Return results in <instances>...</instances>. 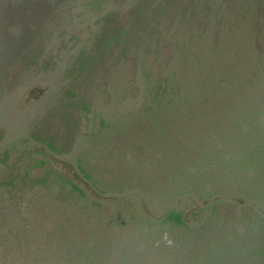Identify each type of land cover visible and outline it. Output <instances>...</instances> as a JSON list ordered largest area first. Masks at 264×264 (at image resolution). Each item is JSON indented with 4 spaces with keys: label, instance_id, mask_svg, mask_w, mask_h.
Here are the masks:
<instances>
[{
    "label": "rangeland",
    "instance_id": "374dc122",
    "mask_svg": "<svg viewBox=\"0 0 264 264\" xmlns=\"http://www.w3.org/2000/svg\"><path fill=\"white\" fill-rule=\"evenodd\" d=\"M143 1L103 0L93 11L90 0H82L75 11L80 17L63 20L62 30L52 35L47 58L35 67L6 69L0 92V264H39L44 258L55 264L51 259L58 262L54 250L62 231L78 241L94 232L109 235L118 244L128 236L133 207L154 216L178 208L194 227L213 210L240 234L245 211L263 212L264 183L250 172L230 176L216 166L228 162L227 154L213 159L210 152L205 156L217 161L202 163L199 140L200 147L182 153L194 162L189 176L166 153L150 148L148 129L128 127V116L136 115L146 97L144 74L135 59L146 55L132 51L128 33L78 78L84 54L98 52L97 20L109 22L114 33L137 18L135 5L143 9ZM171 51L163 47L161 57L145 60L147 71L160 75L163 64L173 62ZM49 138L57 150L66 142L62 151H67H51L44 144ZM80 164L86 174L77 168ZM199 166L206 168L200 171ZM67 179L84 193L72 191Z\"/></svg>",
    "mask_w": 264,
    "mask_h": 264
},
{
    "label": "trees",
    "instance_id": "16d2710c",
    "mask_svg": "<svg viewBox=\"0 0 264 264\" xmlns=\"http://www.w3.org/2000/svg\"><path fill=\"white\" fill-rule=\"evenodd\" d=\"M99 1L103 0H90L88 6L98 10ZM81 2L0 0V92L6 69L20 64L35 67L48 57L52 35L62 30L63 20L80 17L75 11ZM143 2V9L140 3L135 5L137 18L114 33L109 22L97 20L101 25L98 52L84 54L78 78L128 33L132 51L146 55L135 58L144 74L146 97L136 115L128 116V127L148 129L150 148L166 153L189 176L194 162L182 153L192 151L194 145L200 147L197 142L202 140V163H214L216 155L227 154V163L220 160L215 165L230 176L250 172L264 183V0ZM163 47L175 52L173 62L163 64L160 75L147 71L145 60L159 57ZM83 108L89 111L87 103ZM102 125L107 127V122L103 120ZM202 127L210 131L205 133ZM34 138L40 140L39 134ZM179 141L183 146L177 151ZM44 144L53 152L66 146L64 142L63 149L57 150L54 138ZM210 152L213 159L205 156ZM77 168L86 174L81 164ZM66 183L72 191H85L73 180ZM262 196L264 201V189ZM262 211H245L240 234L232 221L215 216L213 210L194 227L178 208L154 216L133 207L128 213V236L122 242L117 244L109 235L95 232L78 241L62 231L54 250L58 262L51 260L55 264H264ZM47 261L38 263L50 264Z\"/></svg>",
    "mask_w": 264,
    "mask_h": 264
}]
</instances>
